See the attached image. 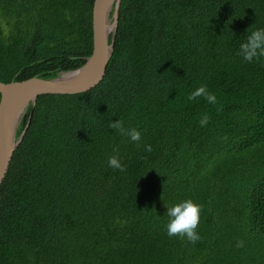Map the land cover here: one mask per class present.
I'll use <instances>...</instances> for the list:
<instances>
[{"label": "trees", "instance_id": "obj_1", "mask_svg": "<svg viewBox=\"0 0 264 264\" xmlns=\"http://www.w3.org/2000/svg\"><path fill=\"white\" fill-rule=\"evenodd\" d=\"M93 1L0 0V82L79 68ZM257 29L264 0H122L99 84L40 96L20 119L0 264H264V57L238 54ZM201 85L216 104L187 99ZM114 155L125 171L108 167ZM188 199L201 206L195 244L166 234V208Z\"/></svg>", "mask_w": 264, "mask_h": 264}, {"label": "water", "instance_id": "obj_2", "mask_svg": "<svg viewBox=\"0 0 264 264\" xmlns=\"http://www.w3.org/2000/svg\"><path fill=\"white\" fill-rule=\"evenodd\" d=\"M122 0H94L92 5V52L75 70L52 79L30 78L0 82V187L12 156L26 134L30 117L20 135L16 130L28 105L44 95H76L94 88L103 79L110 60ZM111 35V38H110Z\"/></svg>", "mask_w": 264, "mask_h": 264}, {"label": "clouds", "instance_id": "obj_3", "mask_svg": "<svg viewBox=\"0 0 264 264\" xmlns=\"http://www.w3.org/2000/svg\"><path fill=\"white\" fill-rule=\"evenodd\" d=\"M244 62L251 63L254 59L264 57V29H257L247 36L246 41L239 46L238 53ZM75 59V58H73ZM203 98L208 104H216L217 99L214 93L208 91L206 85H201L187 96L189 101H195L197 98ZM210 117L204 114L199 120V125L204 127L209 122ZM110 128L117 130V132L129 139L130 142L135 143L137 147L141 143V132L135 128L126 129L122 121H115L110 123ZM144 150L151 152V145H145ZM115 151V150H114ZM108 167L125 171V166L121 163L118 155L110 156L107 160ZM201 206L195 204L191 199L177 203L166 208L165 216L168 217L166 224V234L169 238L179 237L181 240H187L189 243L195 244L200 236L196 229L200 222ZM238 248L243 247V242L239 241L236 245Z\"/></svg>", "mask_w": 264, "mask_h": 264}]
</instances>
